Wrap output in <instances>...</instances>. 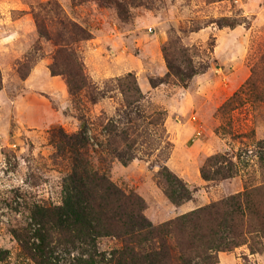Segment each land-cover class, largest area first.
I'll return each mask as SVG.
<instances>
[{
    "label": "rangeland",
    "instance_id": "1",
    "mask_svg": "<svg viewBox=\"0 0 264 264\" xmlns=\"http://www.w3.org/2000/svg\"><path fill=\"white\" fill-rule=\"evenodd\" d=\"M55 40L86 76L76 94L52 72ZM0 86V264H39L32 212L62 204L79 152L154 224L264 183V0H0ZM216 154L234 175L204 178ZM164 165L190 199L166 194ZM260 240L218 250L216 264H264ZM121 244L98 238L107 255ZM66 248L64 262L81 253Z\"/></svg>",
    "mask_w": 264,
    "mask_h": 264
},
{
    "label": "trees",
    "instance_id": "2",
    "mask_svg": "<svg viewBox=\"0 0 264 264\" xmlns=\"http://www.w3.org/2000/svg\"><path fill=\"white\" fill-rule=\"evenodd\" d=\"M35 17L41 31H45ZM55 42L59 46L52 72L65 74L71 93L76 94L87 82L83 69L76 72L70 64V57L77 59V53L69 42ZM131 76L132 72L126 75ZM86 128L83 122L77 134L82 146L88 143ZM261 145L264 161V141ZM80 154L74 156L72 172L65 180L62 204L39 205L32 212L38 224L33 235L40 241L26 249L39 264H216L218 250L247 242L253 251L259 250L254 243H261L264 236V183L154 224L144 212L145 202L140 195L115 185ZM215 160L226 164L215 167ZM233 167V160L225 154L212 155L203 165L202 175L206 179L218 174L230 177L234 175ZM161 174L165 177V192L174 203L192 197L194 190L168 165L163 166ZM105 235H114L122 242L110 255L98 248V238ZM62 244L67 245L65 251L72 247L81 253L64 262L59 254Z\"/></svg>",
    "mask_w": 264,
    "mask_h": 264
},
{
    "label": "crops",
    "instance_id": "3",
    "mask_svg": "<svg viewBox=\"0 0 264 264\" xmlns=\"http://www.w3.org/2000/svg\"><path fill=\"white\" fill-rule=\"evenodd\" d=\"M257 21H263V16H261V15H258L257 16ZM40 67H41V64L39 63V64H37V65H35V67L33 68V71H32V75H34V73H36L37 72V70H39L40 69ZM31 75V76H32ZM183 207H184V209H187V206H186V204H183Z\"/></svg>",
    "mask_w": 264,
    "mask_h": 264
}]
</instances>
